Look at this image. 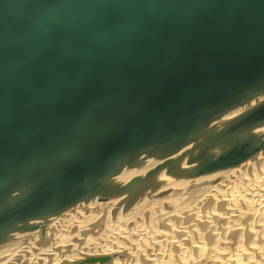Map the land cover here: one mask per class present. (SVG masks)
Returning a JSON list of instances; mask_svg holds the SVG:
<instances>
[{
  "label": "water",
  "instance_id": "obj_1",
  "mask_svg": "<svg viewBox=\"0 0 264 264\" xmlns=\"http://www.w3.org/2000/svg\"><path fill=\"white\" fill-rule=\"evenodd\" d=\"M262 125L264 0H0V242L235 167Z\"/></svg>",
  "mask_w": 264,
  "mask_h": 264
},
{
  "label": "bare ground",
  "instance_id": "obj_2",
  "mask_svg": "<svg viewBox=\"0 0 264 264\" xmlns=\"http://www.w3.org/2000/svg\"><path fill=\"white\" fill-rule=\"evenodd\" d=\"M254 134L264 135V125L254 129ZM219 174L221 177H217ZM217 178L220 180L204 189L199 199L205 212L197 203L193 206L183 203L184 206L179 207L182 194L169 202L168 194L161 196L167 190L173 193L175 188L188 192L202 182ZM95 198L99 197H86L57 215L20 224L22 230L45 225L32 232L10 233L5 244L0 245L7 252L0 264H51L44 258L49 251H58L56 254L61 255L55 264H115L114 260L117 264H264V226L258 224L264 219V149L232 168L188 178L155 176L128 195L87 201ZM163 202L169 203L170 213L162 214ZM171 204L176 205L175 208ZM216 208L223 211L222 218L213 211ZM111 212L113 214L106 217L107 222L102 219L96 225L90 224L91 217L109 216ZM168 214L174 218L164 224ZM246 215L253 221L247 218L251 223L248 234L253 238L249 242H253L254 247L245 249L236 241L229 250L222 244L223 238L228 233L241 232L236 224ZM180 217L187 220L186 224L183 222L185 228L179 227ZM213 219L225 226L223 233H219L221 237L218 230L215 233L211 229ZM85 220L86 226L83 225ZM130 222L136 227L123 233ZM159 223H162L160 227H165L164 231L159 230ZM196 224L207 234V240L204 241L206 237L202 240V235L193 230ZM97 233L99 238L93 240L90 235ZM78 234L80 239H86L75 250L72 243ZM235 235L238 237V232ZM255 238L262 240L257 241L261 245L254 242ZM106 256L108 261L104 260Z\"/></svg>",
  "mask_w": 264,
  "mask_h": 264
},
{
  "label": "rangeland",
  "instance_id": "obj_3",
  "mask_svg": "<svg viewBox=\"0 0 264 264\" xmlns=\"http://www.w3.org/2000/svg\"><path fill=\"white\" fill-rule=\"evenodd\" d=\"M217 177H221V174H219ZM186 178H188V177H186ZM220 180V178H217L216 180H211V181H208V182H202L199 186H197L196 188H191L188 192H186V191H180V189L179 188H175V190L176 191H173V193H171V191L169 190H167V191H165V192H163L162 193V195L161 196H167V194H168V196H169V198H168V202L169 201H171V200H173V199H176L178 196H179V194H182V198H183V200L180 202L179 201V207L180 206H184L183 205V203H186V204H190V205H195L196 203H197V205L199 204V202H200V200L199 199H201V195H202V193H203V190L204 189H208V187L210 186V185H212V184H215V183H217L218 181ZM171 193V194H170ZM190 193V194H189ZM187 197V198H186ZM115 198H118V197H115ZM115 198H110V199H115ZM105 199H107V198H95V199H87V201H97V200H105ZM155 199H158V197H155ZM168 202H163L164 204V209L162 210V214H164V213H170L171 211H172V209H167L168 208V205H169V203ZM167 203V204H166ZM202 204V205H201ZM200 205V206H199ZM198 206L199 207H201V211H204V206H203V203H200ZM166 206V207H165ZM175 206L176 205H174V204H171V207L172 208H175ZM202 206H203V208H202ZM218 208V207H217ZM216 208V209H217ZM162 209V208H161ZM216 209H214L213 211L217 214V215H219L221 218H222V216H223V211L222 212H220L218 209L216 210ZM216 211H219V212H216ZM205 212V211H204ZM202 213L203 212H201V214L200 215H202ZM113 213L111 212L110 214H109V216H102V217H99V216H93V217H91V219L92 220H89V222H90V224H97V223H99L102 219L105 221V222H107L108 221V219L107 218H109L111 215H112ZM105 215H106V213H105ZM199 215V214H198ZM222 215V216H221ZM107 217V218H106ZM198 217V216H197ZM199 217H201V216H199ZM172 218H174V217H172V215H167V216H165V219H164V224H165V221H170V220H172ZM177 218V217H176ZM246 218V219H245ZM247 218L248 219H250V221H251V223H253V221L251 220L252 218L250 217L249 218V216H244V218H242L241 220H239L238 222H237V227H238V229H240L241 230V232H239V231H236V232H238V237L235 235V233L236 232H233L232 233V235H231V233L229 234L228 233V235L226 236V237H224L223 238V241H222V244L223 245H225L229 250L230 249H232V247L234 246V243L236 242V241H238V242H240V244L243 246V248H245L246 249V247H254V243L253 242H249V241H251L253 238H252V236H250L251 234H248V227L251 225V223L250 222H248V220H247ZM168 219V220H167ZM180 219H181V217H180ZM244 219V220H243ZM47 220V219H46ZM46 220H44L43 222H45ZM88 220V219H87ZM87 220H85L84 221V223H83V225L84 226H86L87 224H85V222H87ZM161 222L162 220H158V222ZM178 221V220H177ZM176 221V222H177ZM187 221V220H186ZM186 221H184V219L182 220L181 219V221L180 222H186ZM179 222V223H180ZM198 222V221H197ZM259 222V221H258ZM178 223V222H177ZM182 223H180V226L179 227H183V228H185L186 227V225H184V223L182 224ZM130 225H128V227L126 226V227H124V230H123V233L124 232H126V231H128V230H131L133 227H136V226H134L135 224H133L132 222H130L129 223ZM144 222L142 223V225L144 226ZM162 223H159V226H158V228L160 227V225H161ZM186 224V223H185ZM212 225H211V229L212 230H214L215 231V233H216V231H217V234H219V233H221V231H222V233H223V231H224V225H223V223L221 222V221H218L217 222V220H216V222H215V220L213 219V221H212V223H211ZM250 224V225H249ZM260 226H264V219L263 220H261L260 221V223H258ZM45 224H42V225H36L37 227L35 228V229H33V230H22V231H16V232H32V231H35V230H37V229H39V228H41V227H43ZM158 225V224H157ZM184 225V226H183ZM258 225V226H259ZM259 226V227H260ZM154 227H157L156 226V224L154 225ZM162 227H163V229H162ZM199 228V229H197V228ZM223 227V228H222ZM162 229V230H161ZM195 229V230H194ZM223 229V230H222ZM159 230L160 231H164L165 230V227L164 226H161L160 228H159ZM193 230L194 231H197L198 233V235L200 234V236H201V238H202V240L206 237V233H203V231H202V228H201V230H200V227H198L197 226V224H196V226L193 228ZM247 230V232L245 233V231ZM200 232H202V233H200ZM240 233V234H239ZM248 234V235H247ZM82 235H83V233H82ZM204 235V236H203ZM244 236V237H243ZM248 236V237H247ZM90 237L93 239V240H97L98 238H99V235H98V233L97 234H93V236H91L90 235ZM218 237H221L220 236V234L218 235ZM200 238V239H201ZM86 238H83V239H80V234H78L77 235V238H76V241L75 242H73L72 243V245H73V248L75 249V250H78V248H79V246H80V243L82 242V241H84ZM192 240V239H191ZM201 240V241H202ZM205 240H207V237H206V239H204V241ZM204 241H202L203 243H205ZM257 241H260V243L262 242V240L261 239H259V238H255V240H254V242H256V244L259 246V245H261L259 242H257ZM5 242L6 241H3L2 243H0V245H2V244H5ZM63 243V242H62ZM65 244H67L66 242H65ZM109 248V247H108ZM0 262H2L4 259H5V257H6V253H5V248L3 249L2 247H0ZM58 251H55V253L54 252H51V251H49L47 254H46V256L44 257L47 261H49V262H51V264H55L56 262H58L60 259H59V257H61V255L60 254H56ZM108 257L106 256V257H104V260L105 261H108ZM47 261H46V263H47ZM115 261V264H117V260H114ZM143 264H145L144 262H142ZM77 264H82L81 262H77ZM119 264H120V262H119Z\"/></svg>",
  "mask_w": 264,
  "mask_h": 264
}]
</instances>
